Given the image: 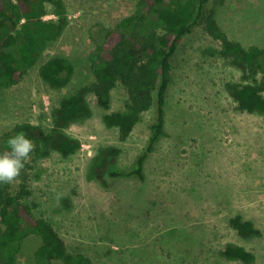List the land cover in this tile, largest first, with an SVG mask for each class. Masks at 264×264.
<instances>
[{"label":"rangeland","instance_id":"1","mask_svg":"<svg viewBox=\"0 0 264 264\" xmlns=\"http://www.w3.org/2000/svg\"><path fill=\"white\" fill-rule=\"evenodd\" d=\"M64 2L69 22L62 36L20 84L0 93V146L3 134L20 123L52 129L53 108L93 81L90 57L106 29L138 4ZM46 9L44 19L58 23L55 8ZM218 21L245 47L264 48V0H226ZM221 50L203 24L181 41L167 95L166 135L145 165L144 182L107 178L102 184L92 176L95 161L115 146L122 149L118 167H133L150 139L154 107L126 141L104 121L105 114L124 110L122 86L108 110L90 94L88 113L64 128L81 143L75 155L65 158L52 142L39 143L11 184L13 190L28 187L25 202L54 225L71 252L90 256L94 264H248L224 256L228 247L243 246L255 256L249 264H264V115L240 110L230 97L229 83H253ZM54 56L76 67L63 89L50 87L39 74ZM240 220L253 222L259 235L240 236L234 228ZM25 259L23 254L20 264Z\"/></svg>","mask_w":264,"mask_h":264},{"label":"trees","instance_id":"2","mask_svg":"<svg viewBox=\"0 0 264 264\" xmlns=\"http://www.w3.org/2000/svg\"><path fill=\"white\" fill-rule=\"evenodd\" d=\"M226 0H138L136 11L108 28L102 43L90 57L93 81L77 92L63 97L53 108L52 129L25 122L15 125L1 138L0 154L7 149V140L24 131L37 146L52 142L65 158L82 148L70 138L64 128L88 113V96L94 94L99 106L108 110L113 92L122 86L127 99L125 108L105 114L104 121L120 131L126 141L143 121L145 113L155 108L150 124L151 136L145 150L129 169L118 167L120 147H111L99 157L92 176L102 184L107 178H136L144 182L145 165L157 143L166 135L167 95L172 82L173 59L181 41L199 25L222 45L224 56L234 57L252 85L229 83L230 97L242 111L264 115V48L245 47L232 39L218 21ZM59 13L58 23L44 19L47 6ZM69 19L64 0H0V93L20 84L29 70L39 64L49 45L58 40ZM76 73L67 57L54 56L40 66L39 74L55 89L68 87ZM28 165V162L25 166ZM30 191L22 185L0 184V264H94L84 253H73L54 225L35 215L25 202ZM240 236L249 238L260 231L251 221L234 223ZM230 260L253 262L255 256L243 246H231L224 251Z\"/></svg>","mask_w":264,"mask_h":264},{"label":"clouds","instance_id":"3","mask_svg":"<svg viewBox=\"0 0 264 264\" xmlns=\"http://www.w3.org/2000/svg\"><path fill=\"white\" fill-rule=\"evenodd\" d=\"M7 149L0 154V184H11L20 176L34 151V143L20 131L8 138Z\"/></svg>","mask_w":264,"mask_h":264}]
</instances>
